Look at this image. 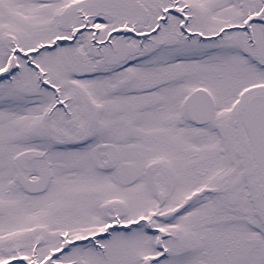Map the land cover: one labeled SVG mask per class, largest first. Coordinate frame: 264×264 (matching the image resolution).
Wrapping results in <instances>:
<instances>
[{
	"label": "snow or ice",
	"instance_id": "6c2138e0",
	"mask_svg": "<svg viewBox=\"0 0 264 264\" xmlns=\"http://www.w3.org/2000/svg\"><path fill=\"white\" fill-rule=\"evenodd\" d=\"M0 264H264V0H0Z\"/></svg>",
	"mask_w": 264,
	"mask_h": 264
}]
</instances>
